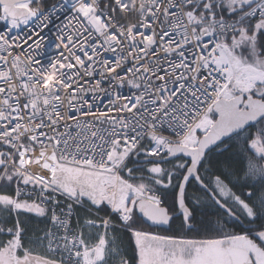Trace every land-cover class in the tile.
<instances>
[{
    "label": "snow or ice",
    "instance_id": "snow-or-ice-1",
    "mask_svg": "<svg viewBox=\"0 0 264 264\" xmlns=\"http://www.w3.org/2000/svg\"><path fill=\"white\" fill-rule=\"evenodd\" d=\"M0 264H264V0H0Z\"/></svg>",
    "mask_w": 264,
    "mask_h": 264
},
{
    "label": "built area",
    "instance_id": "built-area-1",
    "mask_svg": "<svg viewBox=\"0 0 264 264\" xmlns=\"http://www.w3.org/2000/svg\"><path fill=\"white\" fill-rule=\"evenodd\" d=\"M46 35H50V34L46 33ZM54 44H55V40H54V37H53L51 43L48 45V47L45 50V58L48 57V56L55 55Z\"/></svg>",
    "mask_w": 264,
    "mask_h": 264
}]
</instances>
